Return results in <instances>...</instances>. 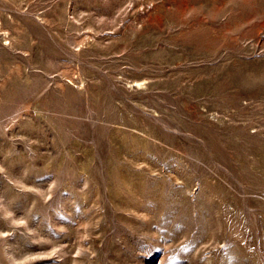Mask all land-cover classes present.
I'll use <instances>...</instances> for the list:
<instances>
[{"label":"rangeland","instance_id":"1","mask_svg":"<svg viewBox=\"0 0 264 264\" xmlns=\"http://www.w3.org/2000/svg\"><path fill=\"white\" fill-rule=\"evenodd\" d=\"M0 264H264V0H0Z\"/></svg>","mask_w":264,"mask_h":264},{"label":"bare ground","instance_id":"2","mask_svg":"<svg viewBox=\"0 0 264 264\" xmlns=\"http://www.w3.org/2000/svg\"><path fill=\"white\" fill-rule=\"evenodd\" d=\"M137 84V83H136Z\"/></svg>","mask_w":264,"mask_h":264}]
</instances>
